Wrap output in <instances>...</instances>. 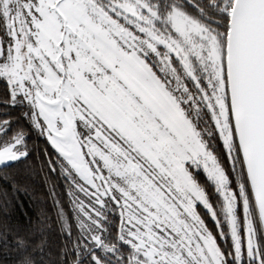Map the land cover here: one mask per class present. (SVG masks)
Listing matches in <instances>:
<instances>
[{"label": "snow or ice", "instance_id": "snow-or-ice-1", "mask_svg": "<svg viewBox=\"0 0 264 264\" xmlns=\"http://www.w3.org/2000/svg\"><path fill=\"white\" fill-rule=\"evenodd\" d=\"M0 264H264V0H0Z\"/></svg>", "mask_w": 264, "mask_h": 264}, {"label": "trees", "instance_id": "trees-1", "mask_svg": "<svg viewBox=\"0 0 264 264\" xmlns=\"http://www.w3.org/2000/svg\"><path fill=\"white\" fill-rule=\"evenodd\" d=\"M42 191H43L42 188L41 189H38V192H42ZM25 202L27 203V198H25ZM36 203H37V208H38L40 206V202L37 201Z\"/></svg>", "mask_w": 264, "mask_h": 264}]
</instances>
